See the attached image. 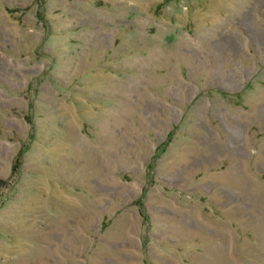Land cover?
Here are the masks:
<instances>
[{"label":"rangeland","instance_id":"374dc122","mask_svg":"<svg viewBox=\"0 0 264 264\" xmlns=\"http://www.w3.org/2000/svg\"><path fill=\"white\" fill-rule=\"evenodd\" d=\"M0 264H264V0H0Z\"/></svg>","mask_w":264,"mask_h":264}]
</instances>
